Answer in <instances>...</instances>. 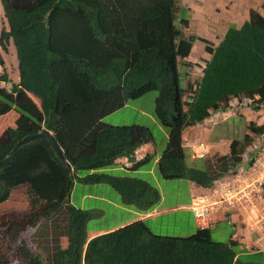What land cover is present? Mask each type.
<instances>
[{"label": "trees", "instance_id": "16d2710c", "mask_svg": "<svg viewBox=\"0 0 264 264\" xmlns=\"http://www.w3.org/2000/svg\"><path fill=\"white\" fill-rule=\"evenodd\" d=\"M0 4L8 25L0 30V43L6 50L12 41L19 75L10 89L0 86V118L8 120L0 132V264H42L21 235L63 206L65 237L48 256L52 264H260L236 257V242L212 239L209 228L168 236L136 220L89 238L92 211L72 205L70 195L75 182L107 183L139 212L159 201L158 189L144 179L96 172L119 157L133 159L152 140L144 125L102 121L149 92H156V120L168 129L157 162L162 178H185L206 188L234 172L253 140L249 133L232 139L229 152L203 170L186 166L183 132L225 111L233 98L249 99L255 111L264 106V16L251 9L241 26L229 25L217 44H209L185 32L189 21L176 0ZM197 40L206 43L210 58L199 81L182 87L180 64ZM0 81L9 82L5 72ZM42 128L52 132L72 170L45 138L11 153L18 140ZM248 129L262 135L264 123L250 122Z\"/></svg>", "mask_w": 264, "mask_h": 264}, {"label": "rangeland", "instance_id": "374dc122", "mask_svg": "<svg viewBox=\"0 0 264 264\" xmlns=\"http://www.w3.org/2000/svg\"><path fill=\"white\" fill-rule=\"evenodd\" d=\"M176 4L182 15L189 21V26L185 29V32L198 34L202 38L207 39L209 44H217L222 39L229 25L240 26L245 18L248 19L251 9L258 11L264 16V0H176ZM7 27L6 18L0 4V30ZM205 45V42L195 41L190 55L185 59V63L182 62L180 64V83L182 87H187L189 83L192 85L196 84L202 76L201 70L204 67L205 60L210 58V54L204 49ZM0 59L3 60V64L0 65V75L5 72L9 80V82L0 81V86L10 89L11 85L19 80L18 62L12 41L7 43L6 50L2 48L0 43ZM155 96L156 92H149L142 97L131 99L124 107L105 116L102 121L112 125H144L151 132L157 155L161 156L166 147L168 129L161 126L154 116ZM250 122H255L256 124L264 123V106L260 110L255 111L251 108V102L247 98H242L239 101L233 98L229 109L212 112L207 124H214L212 126L215 128V135L222 137L223 144L219 150H214L215 154L213 157L210 156L209 149H207L206 154L198 156L193 152V147L185 146L184 162L186 166L203 170L208 169L209 165L217 164V156L219 154L229 152V143L232 139L238 138L241 140L246 133H249L253 140L246 147L243 156L247 159L242 162L243 168L248 167L247 162H250L251 158L264 152V134L254 135L250 133L248 129ZM0 124H2L0 127V132H2L8 126L7 116L0 118ZM204 125L208 128L206 123ZM198 128L200 127L195 129ZM195 129H193V132H195ZM207 130L203 128L205 133ZM196 133L199 135V130ZM189 140L192 141V138L190 139L189 137ZM202 142L199 141L198 144H203L204 142ZM155 167L159 178L158 182L152 176L150 177L148 173L134 174L130 171L128 176H137L161 190L165 205L182 204L187 201L189 180L185 178H162L156 164ZM240 169V166L237 167L235 172H239ZM103 171L112 175L125 176L121 171L114 173V171L106 168ZM70 198L71 204L75 207L92 211V218L87 223L89 231H98V229H105L112 225H120L125 218L130 216L126 209L121 207L122 205L119 206L113 202V199H117L118 195L115 189L107 183L75 182ZM97 210L101 213L100 215L96 212ZM181 213L169 212L158 218L154 224L152 222H149V224L145 223L148 224L154 233L161 235L183 237L194 233L196 227L193 225L192 215L186 210H182ZM66 222L67 211L63 206L60 211L46 219H41L34 227L28 228L21 235V238L29 242L35 251L41 255L44 261L43 264H51L48 262V256L52 252L54 243H57V241L61 243L64 240L62 235L66 230ZM210 233L212 239L226 242L230 229L227 223L221 222L212 226ZM234 250H237V248H234ZM255 259L258 258L255 257Z\"/></svg>", "mask_w": 264, "mask_h": 264}, {"label": "crops", "instance_id": "0c3cea01", "mask_svg": "<svg viewBox=\"0 0 264 264\" xmlns=\"http://www.w3.org/2000/svg\"><path fill=\"white\" fill-rule=\"evenodd\" d=\"M245 20H247V18H245ZM244 21H242V23ZM201 75H202V72H201ZM239 100L240 99H237V101ZM236 103H239V102H236ZM207 120L208 119H205L203 123H199L195 126L185 129V131L183 132V145L184 147L188 145L190 147H193V146H196L199 141L200 142L203 141L204 142V143L202 142L203 145H205L206 149H209L211 153L210 156L213 157V155L215 154L214 150L215 149L216 151L219 150V148L223 144V140L221 136L217 137L215 135V132H214L215 128L212 126L214 124H207ZM205 123L208 126V128L205 127L204 125ZM196 127H200V128L195 129ZM203 128L208 129L206 133L205 131H203ZM193 129H195V132H193ZM197 130H199V135L196 133ZM189 137L190 139L192 138V141L189 140ZM226 153L227 152H224L223 154H226ZM223 154H219V155H223ZM159 158H160V155H157L155 143L151 140L146 143H143L141 146H139L135 150L133 159H128L127 157L117 158L114 161V163L111 166L106 167V169H109L110 171H114V173L121 171L125 174V176H128V172L130 171H132L134 174L148 173L150 174V177L152 176L154 180L158 182L159 178L157 177V174H156L155 164L157 165ZM135 164H139V165L135 167ZM103 170L104 169H101L100 171H103ZM131 177H137V176H131ZM201 190L204 191L206 189L204 187L198 186L197 184H195V182L189 180L188 199L190 200L187 199V201H185L184 203L182 204L176 203L175 205H165L164 196L161 193V190H158L160 194L159 201L148 212H139L132 206L124 205L118 193L116 192V194L118 195V198L113 199V202H115L119 206L122 205L121 207L126 209V211L130 214V216L125 218L124 221L120 225H117V226L112 225L105 229H98V231L96 230L89 231L90 229H88V236L90 238L100 233H104L106 231L115 229L118 226L120 227L125 224H129L136 220H144L148 224L149 222L150 223L152 222V224H154L157 221V219L162 217L163 215H166L169 212H180L181 213L182 210H186V212L190 213V215H192L194 227H196V229L200 228V226L195 221L193 212L191 210V206H192L193 193L201 191ZM70 202H71V199H70ZM96 212L99 215L101 214L99 210H97ZM249 217L250 216L248 215V210L243 209L241 205H237L236 207H233V208H230V207L222 208L221 210L215 213V216H214L215 220L212 226H214L216 223H221V222L227 223L230 229V233H229L227 241L229 239L235 240L236 246L234 248H237V250H235L237 257L241 258L242 260H252L253 259L256 262H259L260 264H264V250H256V247L254 246L256 242L255 233H249L248 228L246 226V224L249 222ZM211 227H209V229H211ZM255 257L258 259H255Z\"/></svg>", "mask_w": 264, "mask_h": 264}, {"label": "built area", "instance_id": "2783aa9c", "mask_svg": "<svg viewBox=\"0 0 264 264\" xmlns=\"http://www.w3.org/2000/svg\"><path fill=\"white\" fill-rule=\"evenodd\" d=\"M194 153L202 156L205 154V148L199 145ZM237 205H247L256 209L258 219L251 229H256L262 234L264 232V152L251 158L248 167H242L239 172H231L218 178L211 187L195 195L192 211L198 225L207 227L216 212Z\"/></svg>", "mask_w": 264, "mask_h": 264}, {"label": "clouds", "instance_id": "9594fccd", "mask_svg": "<svg viewBox=\"0 0 264 264\" xmlns=\"http://www.w3.org/2000/svg\"><path fill=\"white\" fill-rule=\"evenodd\" d=\"M242 25V24H241ZM240 25V26H241ZM238 27V26H237ZM204 66H205V64H204ZM203 69V68H202ZM202 71V70H201ZM201 78V77H200ZM199 81V80H198ZM195 85V84H194ZM236 100H237V98H235ZM232 101V100H231ZM251 102V101H250ZM231 103V102H230ZM227 109H229V107L227 108ZM226 109V110H227ZM225 110V111H226ZM217 112V111H216ZM210 118V117H209ZM208 119V118H207ZM203 123V122H202ZM263 135V134H262ZM199 145H202L204 148H205V145H203V144H197L196 146H193V148H194V150L195 149H197V147L199 146ZM184 146V145H183ZM184 149H185V147H184ZM194 152V151H193ZM135 153V152H134ZM207 153V149L205 148V154ZM244 154V153H243ZM120 158V157H119ZM247 159V158H246ZM246 159L244 158V156H243V160H242V162L243 161H246ZM242 162L240 163V168H242L243 167V165H242ZM250 162H247V164H249ZM111 166V165H110ZM239 166H237V167H239ZM102 169H105V168H102ZM101 169H99V170H96V172H99ZM92 172V171H91ZM100 172H104V171H100ZM235 172V171H234ZM229 173H231V171H229L228 172V174ZM216 181V180H215ZM214 181V182H215ZM214 184V183H213ZM202 187V186H201ZM205 188V187H204ZM209 187H206L205 189H208ZM205 191V190H204ZM201 192H203V190H201V191H198V192H194L193 193V195H192V204H193V197L195 196V195H197V194H199V193H201ZM71 199V198H70ZM242 207H243V209H245V210H248V215L250 216L249 217V222L246 224V226H247V228H248V231H249V233H255V236H256V238H255V240H256V242H255V244H254V246L256 247V250H264V232L262 233V234H260V231H258V230H256V229H251V226H253V228H254V223L257 221V219H258V212L256 211V209L255 208H253V207H250V206H243V205H241ZM191 210H192V206H191ZM193 212V211H192ZM214 216H215V214H214ZM195 218V217H194ZM214 220H215V218L213 217V220L211 221V223H210V225L209 226H207V227H202V226H200V228H209V227H211L213 224H214ZM195 221H196V219H195ZM197 223V222H196ZM198 224V223H197ZM66 225H67V222H66ZM112 230H114V229H112ZM210 230V229H209ZM66 231V230H65ZM110 231V230H109ZM65 234V233H64ZM64 234L62 235V237H65L64 236ZM259 236H261L260 238H259ZM230 240V239H229ZM233 240V239H232ZM235 241V240H234ZM237 241H239V240H237ZM60 242V241H59ZM59 242L57 241V243H54V245L52 246V250H53V247L55 246V244H58L59 245ZM235 246H236V243H235ZM51 255V254H50ZM236 257H237V255H236ZM44 262V261H43ZM49 262V261H48ZM51 263V262H50ZM12 264H16V263H12ZM43 264V263H42ZM52 264V263H51Z\"/></svg>", "mask_w": 264, "mask_h": 264}, {"label": "water", "instance_id": "95a60500", "mask_svg": "<svg viewBox=\"0 0 264 264\" xmlns=\"http://www.w3.org/2000/svg\"><path fill=\"white\" fill-rule=\"evenodd\" d=\"M39 138H45L48 140L55 156L66 166L69 170H72L70 163L66 160L65 154L52 132L46 128H42L39 132L33 134H27L17 141L15 147L11 150V153L21 147L24 144L35 141Z\"/></svg>", "mask_w": 264, "mask_h": 264}]
</instances>
